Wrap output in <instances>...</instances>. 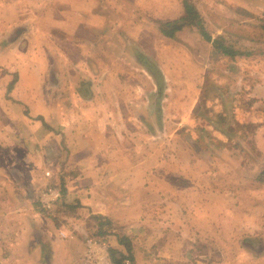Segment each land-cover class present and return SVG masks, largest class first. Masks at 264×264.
I'll return each mask as SVG.
<instances>
[{"label":"crops","instance_id":"crops-1","mask_svg":"<svg viewBox=\"0 0 264 264\" xmlns=\"http://www.w3.org/2000/svg\"><path fill=\"white\" fill-rule=\"evenodd\" d=\"M186 1L196 9L234 10L232 17L240 23L244 13L251 18L264 13V0ZM153 2L161 14L152 13ZM181 3L0 0V264H85L96 217L114 227L115 234L101 242L123 253L115 235L128 238L134 264H163V251L173 249L168 241L187 232L196 216L201 226L222 209L235 219L248 211L264 217V181L248 186L260 173L256 159L264 161V109L254 107L264 100V81L255 76L244 88L256 99L250 111L236 101L227 108L226 100L211 96L198 117L199 97L186 110L175 101L163 107L159 100L162 90L183 87V81L167 76L173 68L159 62L166 53L158 42L180 41L194 28H184L174 39L157 29L159 22L181 17ZM222 15L203 14L209 34L206 22L234 23ZM146 31L155 38L153 47L142 44ZM132 50L137 58H153L160 79L144 64L134 68L136 75L129 65L115 69V58L130 57ZM259 68L264 66L250 67L251 74ZM189 80L194 93L200 90L193 77ZM144 87L152 92L149 101ZM227 113L238 135L244 125L256 127L249 137L256 158H245L246 146L237 137L232 141L233 132L211 123L205 126L208 138L202 137L209 146L185 137L187 144H178L183 120L201 115L216 120ZM164 122H175L169 135ZM52 187L63 195L45 212L39 196ZM211 201L224 207L216 210ZM255 226L240 232H254Z\"/></svg>","mask_w":264,"mask_h":264},{"label":"rangeland","instance_id":"rangeland-1","mask_svg":"<svg viewBox=\"0 0 264 264\" xmlns=\"http://www.w3.org/2000/svg\"><path fill=\"white\" fill-rule=\"evenodd\" d=\"M154 2L149 5L150 8L152 7L150 10L153 11V14H161L158 13L161 12V8L154 10L155 5L157 6L158 4ZM198 5H202L201 2H199ZM198 11L200 12L201 17L203 14L208 17V13L213 15L223 13L222 16H225L226 21L228 20L227 17H229L230 20H228V22L234 23L209 24L206 22L207 28L214 39L219 36H224L222 38L224 39L225 44L233 48L235 51L239 52L240 50V52L248 54V56H236L232 60L226 56L215 53L210 44L203 41L200 37H197L196 33H194V29L196 28L191 29L189 32L185 33V35H181L180 41L176 40L174 41L175 43L171 42L168 44L165 41L162 43L158 42L159 47L161 46L162 51L166 53V56L164 55L160 57L159 62L161 65H166L167 68H173V72L168 73L167 76L174 81H183V87L181 88L173 85L170 86L167 91L165 89L162 90L164 95H160L159 100L162 105H164L163 107H165L168 103H171V101L173 103L175 101L182 104L181 108L186 110V108L190 106V102H196L199 97V108L196 111V116H198V114H202L201 107L205 105L207 98L211 96L222 97L224 103L226 100L225 106L227 108H229L227 103L233 106L234 101H236L237 105L240 106L243 111H250L253 104L256 103V99L246 95L244 88L249 86L251 78L256 80L258 77L260 81H264V68H259L258 73L254 71V75L251 74L252 72L250 69L252 66H264V13L260 14V18H251L249 14L244 13L243 20L240 23L235 22L232 17L234 15V10H205L202 9V7H199ZM165 13L166 11L163 12V14ZM216 20H218V18ZM150 27V23L147 24V28L149 29ZM151 34L152 33L149 31H146V36L143 35L144 39L142 40V44H145L148 48L153 47L155 42V38ZM190 34L192 36L188 37ZM190 49L194 52H188ZM129 56L130 57L126 56L125 58H115L114 67L115 69H118V67L129 65V71L131 70L136 75L138 73L134 71V68L137 66L140 67L139 65L142 66L141 68H144V66L142 62L140 63L138 60L135 50H132L131 55L129 54ZM152 59L153 58H147L151 64H154ZM125 70H127V68H125ZM187 73H189L190 80L187 77ZM142 77L144 80L145 77ZM192 77L195 81H197L200 87V90H197V92L195 90V93L187 86L186 82L188 80L191 81ZM175 78L178 80H175ZM241 80L244 83H242ZM207 82L208 84H206ZM236 82L237 86H234ZM240 83L243 87H241ZM204 84H206V86L201 88ZM236 89L237 91H235ZM144 90H148L149 101L151 96H153L151 95L152 92L149 88L146 89L144 87L143 91ZM178 93H181V95H177ZM135 95L139 96L138 94ZM151 101H154V99H151ZM223 101H221L222 106L224 105ZM263 101L264 100H260L262 103H259L258 107H254L257 109H264ZM225 113L226 112H224V114ZM230 116L231 113L230 115H225V117L220 115L219 119L215 118L216 120H214L201 115L200 118H198V116L196 119L191 121H188V119L183 120V125L180 127L183 134H180L178 144L186 145V140L185 142L183 141L185 137L194 138V143L199 145L201 148L209 146L210 144L206 141V139L203 140L202 137L206 136L208 138L207 132L209 131L205 129V126L208 125V123H211L214 124V126L220 125L222 130L225 129L233 132V135L235 136H232V141L235 142L234 139L237 137L239 139L237 140V143L239 144L242 142V144L246 146L245 150L247 151V154L244 155L245 158L251 156H255L256 158L252 139H249L251 136L250 134L253 133L256 127L254 125H244L240 127L242 134L238 135L239 132L236 131L239 130L238 125H236L234 121L232 122V118ZM202 117H205V119H202ZM175 127V122H173V124L171 122L168 124L167 122H164V133L169 135L171 130H174ZM158 135L160 134H157V136ZM162 136L163 135H161V137ZM262 137L264 139V134ZM162 139L163 142H165L167 138L162 137ZM256 160L258 162L257 164L259 170H261L263 165L262 162L264 161L260 159ZM249 171V169L246 170V168H244L245 174H249ZM249 202L250 201L244 197L243 203L248 204ZM210 204L213 208H217L219 205L224 207V205L219 201H211ZM216 210H218V208ZM222 210L220 216H216V218L212 216L209 217V223H206V225L203 226L195 223L199 220L197 216L193 218L195 222H193L191 227L189 226L190 229L187 232L181 231L176 237H174L176 239L175 241H168L169 246L173 245V249L169 248L166 251H163V255L167 256L166 258L164 257L163 264H264V252L260 257H254L242 247V241L246 237L256 241L260 240L264 245V217L254 216L248 211L246 217L244 214L243 216L235 219L233 217L234 215L229 214L227 216L224 214L225 212L222 213ZM253 225L257 226L256 231L240 232L241 227L248 228ZM113 228L114 227L111 224L110 228L104 229L108 232L105 236H96L95 233V238L90 239L98 240L100 242L102 240L105 241L109 236L115 234L114 231H112ZM105 243H107V241H105ZM123 253L125 254V251ZM172 258L173 261H171Z\"/></svg>","mask_w":264,"mask_h":264},{"label":"trees","instance_id":"trees-1","mask_svg":"<svg viewBox=\"0 0 264 264\" xmlns=\"http://www.w3.org/2000/svg\"><path fill=\"white\" fill-rule=\"evenodd\" d=\"M182 15L179 19L173 21L159 22L157 24L158 32L162 37L166 39H174L176 34L181 32L184 28H196L202 37V39L212 46V49L215 53L226 56L230 59H234L236 56H248V54H244L242 52L235 51L233 48L224 43V39L222 37H217L212 39V36L206 30L203 19L200 16L198 9H196L192 4L187 2L186 0H182ZM140 62L145 65L147 70L151 72L156 79H160V74L156 70L155 66L147 60V58H143V56H139ZM262 168L258 175V178L254 180V183L249 184L248 186L254 187L256 180L264 181V162H262ZM261 183V182H260ZM63 195V192H61ZM98 220L96 236H105L108 232L104 230L106 228H110L111 223L109 220L103 217H96ZM118 240V244L124 248L125 254L117 251L115 249L109 248L110 258L112 264H133L134 257L132 252L131 243L128 238L124 236H116ZM243 249L247 250L254 257H260L264 252V245L260 240H252L251 238L246 237L242 241Z\"/></svg>","mask_w":264,"mask_h":264},{"label":"built area","instance_id":"built-area-1","mask_svg":"<svg viewBox=\"0 0 264 264\" xmlns=\"http://www.w3.org/2000/svg\"><path fill=\"white\" fill-rule=\"evenodd\" d=\"M62 197L61 191L57 188H47L39 196V203L43 210L51 212L55 204ZM85 264H112L109 250L106 245L98 240L88 239L86 241Z\"/></svg>","mask_w":264,"mask_h":264}]
</instances>
